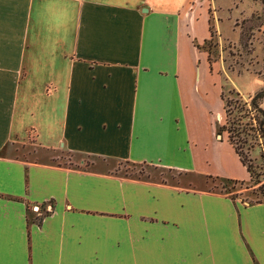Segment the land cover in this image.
Segmentation results:
<instances>
[{"label":"crops","instance_id":"crops-1","mask_svg":"<svg viewBox=\"0 0 264 264\" xmlns=\"http://www.w3.org/2000/svg\"><path fill=\"white\" fill-rule=\"evenodd\" d=\"M190 3L0 0V264H264V203L211 187L234 179L233 149L210 122L218 108L195 110L199 73L215 79L193 46L208 17L199 35ZM65 152L197 178L71 166Z\"/></svg>","mask_w":264,"mask_h":264},{"label":"rangeland","instance_id":"rangeland-1","mask_svg":"<svg viewBox=\"0 0 264 264\" xmlns=\"http://www.w3.org/2000/svg\"><path fill=\"white\" fill-rule=\"evenodd\" d=\"M164 1L149 0L155 7L163 6ZM178 3L179 0H176V4ZM189 10H194L196 17L200 14L192 28L199 35L206 33L205 19L201 13H206L208 17V35L202 41L193 40V46L206 53L209 71L215 79L214 82L211 77L204 78L199 73L193 90L194 95L198 96V104L195 106L198 110H195L198 111L199 117H202L207 115L204 110L206 106L211 111L218 108L209 114V118L210 122L215 124L216 135L219 136L217 138L223 135L226 140L225 132L218 129L224 119L218 86L224 94L232 89L242 96L264 88V0H191ZM182 51L186 52L184 46ZM201 66L202 64H199V67ZM199 131L202 136V130ZM11 150L14 154L28 159H46L50 155L29 144L14 145ZM258 151L255 147L251 156L257 159ZM55 158L71 166H80V163L86 166L96 165L121 175L163 181L183 187H190L192 181L197 178L189 173L167 171L165 168L146 163L101 160L70 152L61 153ZM223 168L234 179L246 178L244 167L231 150L223 154ZM211 183L214 189L228 192L241 201L248 202L253 197L248 190L243 189V186L248 184L247 178L241 185L222 178H211ZM253 210H249V213H253ZM258 211L260 214L264 213L262 208Z\"/></svg>","mask_w":264,"mask_h":264},{"label":"trees","instance_id":"trees-1","mask_svg":"<svg viewBox=\"0 0 264 264\" xmlns=\"http://www.w3.org/2000/svg\"><path fill=\"white\" fill-rule=\"evenodd\" d=\"M219 98L222 101L224 119L218 129L225 132L226 141L247 172L248 184L243 189L253 196L248 202L264 203V88L245 96L232 89L226 94L220 91ZM255 147L259 149L257 159L251 156ZM224 180L239 185L244 181Z\"/></svg>","mask_w":264,"mask_h":264}]
</instances>
